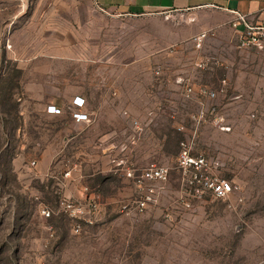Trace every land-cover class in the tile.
I'll return each instance as SVG.
<instances>
[{
    "label": "rangeland",
    "instance_id": "374dc122",
    "mask_svg": "<svg viewBox=\"0 0 264 264\" xmlns=\"http://www.w3.org/2000/svg\"><path fill=\"white\" fill-rule=\"evenodd\" d=\"M193 16L0 0V264H264V55ZM153 164L167 179L138 183ZM210 178L237 189L215 198ZM59 187L97 203L78 233Z\"/></svg>",
    "mask_w": 264,
    "mask_h": 264
},
{
    "label": "built area",
    "instance_id": "2783aa9c",
    "mask_svg": "<svg viewBox=\"0 0 264 264\" xmlns=\"http://www.w3.org/2000/svg\"><path fill=\"white\" fill-rule=\"evenodd\" d=\"M233 29L237 32V42L238 47L242 49L253 48L257 51H264V23H250L247 19L240 14H237L236 20L232 22ZM239 25H242V29H238ZM197 41H201V37L197 38ZM192 89L189 87L186 89V95H189ZM202 93H206L209 96H213L214 93L206 92L202 90ZM71 106L73 107L72 117L76 122H89L90 118L82 110L86 106L85 99L81 96H75L72 99ZM60 110L54 105H49L47 107V113H59ZM201 117V115L199 116ZM221 120H215V124H220ZM134 125H137V121L133 120ZM138 127V126H135ZM221 129H226L222 127ZM181 146H188L181 142ZM179 166L183 170L184 174L187 172H192L193 179L187 178L189 182L201 181L198 178L197 171L208 166L207 160L203 156L192 157L187 148H183L179 154ZM34 164V162H31ZM209 163L218 164V161H210ZM68 172H65L62 179H65ZM127 177L134 178V174L131 171L126 172ZM168 176V168L164 165H151L145 168L142 173L137 176V182L141 183L143 181H163L166 180ZM59 180V178H56ZM205 184L208 185L209 190L213 197L222 199L229 196L231 193L235 192L236 186L226 179L210 178L205 180ZM62 189L59 187L57 190L58 195V212L64 214L72 222V230L74 233H78L81 230L82 224L92 223L96 213H97V203L92 197L84 198H72L66 197L61 193ZM41 215L44 217H49L52 211L46 207L42 206L40 209Z\"/></svg>",
    "mask_w": 264,
    "mask_h": 264
},
{
    "label": "crops",
    "instance_id": "0c3cea01",
    "mask_svg": "<svg viewBox=\"0 0 264 264\" xmlns=\"http://www.w3.org/2000/svg\"><path fill=\"white\" fill-rule=\"evenodd\" d=\"M96 3L103 9L129 14L190 11L198 21H213L219 27L232 24L237 14L243 15L252 24L264 23V0H96ZM238 29H242V25ZM250 51H254L253 48L246 53ZM260 53L264 55V51ZM252 85L264 87V80ZM236 96L239 97V94ZM85 109L82 111L88 115Z\"/></svg>",
    "mask_w": 264,
    "mask_h": 264
}]
</instances>
